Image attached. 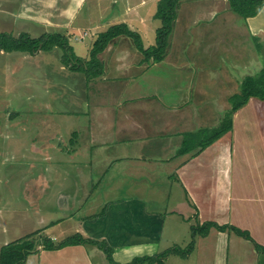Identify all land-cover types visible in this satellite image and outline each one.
Instances as JSON below:
<instances>
[{
    "label": "rangeland",
    "instance_id": "rangeland-1",
    "mask_svg": "<svg viewBox=\"0 0 264 264\" xmlns=\"http://www.w3.org/2000/svg\"><path fill=\"white\" fill-rule=\"evenodd\" d=\"M27 1L0 0V34L39 38L60 33L67 37L70 48L39 49L34 55L0 53V252L20 239L34 244L44 237L62 242L75 235L72 232L75 222L70 217L95 213L100 205L98 213L103 208L108 211L127 201L126 195L134 193L131 188L140 190L148 208L165 219L157 253L174 247L185 251L192 241L193 227L200 222L185 191L175 180L176 167H148V177L134 182L131 179L142 176V173L134 175L138 168H132L133 175L125 176L128 181L118 182L106 175L101 178L98 174L101 168L91 167L89 162L104 165L123 159L121 155L132 156L141 151L113 154L118 134L92 139L88 134L92 114H142L143 121H147L150 118L144 114H165L173 101L187 111L189 132L196 131L197 125L215 128L229 114V98L240 92L242 79L257 74L246 70L251 61L252 65L258 64L260 57L261 69L264 68L262 40L250 41L243 32L246 21L229 11L227 0H218V4L214 0H186L178 12L164 61L146 60L131 39L120 37L116 43L129 40L130 68L112 74L114 70H108L106 64L101 76L88 80L67 64V56L88 60L97 36L118 24L117 19L122 17L131 30L141 35L144 49L152 47L157 27L162 25L154 19L158 0H143V5L142 0H86L74 27L67 30L28 20L26 14L34 8ZM128 8H137L139 22L129 16L131 13L135 16V10L127 11ZM105 51L99 55L101 62ZM159 79H164L163 85H159ZM107 82L124 85H117L114 93L107 92L100 98L98 86ZM136 85L139 90L134 91ZM167 91L171 99L165 94ZM259 100L253 99L237 114L234 131L251 125L252 120L254 129L262 127L264 104ZM255 104L258 106L253 108ZM202 108L205 113L200 112ZM255 109L258 121L253 114ZM201 114L213 119L207 120ZM125 136L123 143H132L133 136ZM93 142H99L98 148ZM174 142L182 148L183 142L177 139ZM175 153L167 152L170 158L166 161L174 160ZM141 155L153 158L147 162L158 159L146 152ZM165 172L169 173L166 181L161 177ZM112 187L116 190L107 192ZM85 193L91 196L85 206H80L78 203L87 197ZM80 195L81 201L77 203ZM32 255L25 264L38 263ZM189 259L173 257L168 264H195L194 256Z\"/></svg>",
    "mask_w": 264,
    "mask_h": 264
},
{
    "label": "crops",
    "instance_id": "crops-1",
    "mask_svg": "<svg viewBox=\"0 0 264 264\" xmlns=\"http://www.w3.org/2000/svg\"><path fill=\"white\" fill-rule=\"evenodd\" d=\"M214 2L218 4V0ZM85 3L86 0H28L26 4L31 5L34 10H29L26 16L28 20L41 22L45 27L46 25L62 26L67 30L71 26L74 27L73 24ZM144 3L142 0L141 4ZM132 9L128 8L127 11ZM133 10L135 16L132 13L129 16L139 22L141 17L137 13V8ZM117 21H120L118 24L126 23L124 17ZM136 22L133 24L136 25ZM129 25L133 27L132 24ZM244 27L246 30L243 32L248 35L250 41L254 42L256 38L262 40L261 43L264 44V8L256 17L247 19ZM117 40L109 45L103 59L104 69L107 64L108 70H114L112 74L130 68L128 60L131 48L127 49L130 47L129 40L116 43ZM250 58L252 59L251 56ZM260 64L259 57L258 64L252 65L251 61L250 67L246 70L250 69L258 73L261 69ZM242 76L245 75L242 73ZM159 80V85H163L164 79ZM117 85H124V82H107L98 86L97 96L103 98L107 92L114 93L113 88ZM133 85L128 89H132ZM136 89L139 90L137 85L134 91ZM166 93L169 95L168 91ZM135 96L136 94L133 93V97ZM169 97L171 99V94ZM253 99L256 100L252 98L244 108L235 113L234 125L237 114L245 110ZM262 101L260 103L264 104ZM169 104L165 114H144L145 117L150 118L146 120L152 124L143 121L142 114H92L88 130L92 139L118 134V142L112 146L113 154L119 156L123 152L132 154L134 150H139L141 153L132 156L121 155L123 159L104 165L94 162H89V165L101 168L98 172L101 178L106 175L118 182L128 181L124 178L133 175L132 168L139 169L134 171V175L142 173V176L131 179V182H134L148 177V167L175 166V180L181 185L189 203L195 208L199 224L215 222L221 226L236 227L248 232L253 240L240 237L233 230L220 232L212 229L208 237L197 238L196 247L191 254L187 256L171 254L160 264H168L169 259L173 257L189 261L191 256L195 257V264H264V251L256 247L258 245L264 248V124L261 128L254 129L252 120L251 125H246L238 131H234L233 127L229 134L197 156L194 155L196 153L194 151L178 157L176 154L181 149V145L176 146L174 141L177 139L183 142L187 134L206 127L197 125L196 131L189 132L190 120L187 111L173 101ZM258 104L253 105V108ZM172 108H175V111H172ZM200 112L205 113L203 108ZM253 114H256L255 119L258 121L256 109ZM201 115L207 120L213 119L209 115ZM127 134L133 136L130 138L132 140L130 144L123 143ZM170 140H173V143L170 144ZM98 143L93 142V146L98 148ZM142 152L156 155L158 157L156 160L160 161L154 159L147 162L153 158L144 157L141 155ZM167 152L172 154L176 152L174 160L171 158L166 161L170 158L166 155ZM137 155L140 157H136ZM122 160L129 161L122 162ZM168 174L162 173L161 177L166 181ZM153 176L159 177L156 174ZM90 182L94 183L93 179L90 178ZM43 183H46L45 180ZM115 190L116 188L112 187L107 192ZM86 191L88 192V187ZM130 191L134 193L131 196L126 195L127 201L117 203V206L109 209L104 217H97L104 210L103 208L98 213L101 205L95 213L83 212L76 218L70 217L75 222V226H72L73 234H79L85 239L108 242L114 248L113 257L119 264H129L137 257L159 254L157 252L162 241L161 235L166 225L165 219L159 212L148 208V202L143 200L140 190L131 188ZM90 196V193H85L86 198L81 201L80 195L76 198V202L81 201L78 204L85 206ZM88 210L90 209H86ZM36 252L32 256L37 258V264H109L105 253L91 244L69 246L58 251H45L39 247Z\"/></svg>",
    "mask_w": 264,
    "mask_h": 264
},
{
    "label": "trees",
    "instance_id": "trees-1",
    "mask_svg": "<svg viewBox=\"0 0 264 264\" xmlns=\"http://www.w3.org/2000/svg\"><path fill=\"white\" fill-rule=\"evenodd\" d=\"M186 0H158L157 9L154 14L155 20H160L162 25L156 30V43L148 49H144L141 35L129 28L126 23L116 24L106 31L100 33L90 51V58L82 60L78 57L67 56V64L73 69L82 72L88 80L98 78L104 73V64L100 61L99 55L102 54L114 40L120 37L131 39L135 47L145 56L146 60L151 58L155 62H162L167 56L168 48L170 46V38L174 31L175 23L178 18L182 2ZM229 10L241 17L243 20L256 17L264 8V0H227ZM56 47H61L66 50L70 48L69 42L65 35L43 34L39 38H32L26 34L19 37H14L11 34H0V53L22 52L34 55L39 49L51 50ZM260 49V45L258 44ZM257 47V48H258ZM261 54V51H259ZM261 61V60H260ZM252 98H258L264 101V68L257 74L244 77L240 86V92L229 98L231 109L229 114L223 118L221 123L215 128H204L196 132L187 134L182 143V148L178 154L185 156L193 153L197 156L213 145L224 136L229 134L234 127L233 116L240 109L244 108ZM107 213L106 208L97 217H104ZM216 229L220 232L233 230L238 236L252 240L248 232L242 231L236 227L229 225H219L215 222H205L199 224L192 229V241L185 251L180 248H172L161 254L155 256L137 257L129 264H160L167 256L177 254L180 256H187L192 253L196 247V240L198 237H208L210 231ZM29 239V238H28ZM91 244L97 246L102 250L109 262V264H119L114 260V248L106 241H96L92 239H85L79 234L55 243L52 239L44 237L40 243L37 244L24 240L15 241L2 248L0 252V264H25L28 257L37 251L38 247H42L45 251H58L69 246H77ZM257 245V244H256ZM258 250L264 248L256 246Z\"/></svg>",
    "mask_w": 264,
    "mask_h": 264
}]
</instances>
